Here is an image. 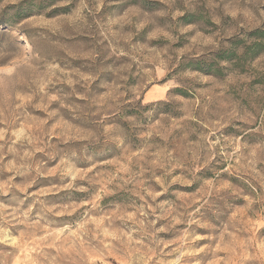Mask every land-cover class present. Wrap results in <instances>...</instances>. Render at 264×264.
Masks as SVG:
<instances>
[{
	"label": "clouds",
	"instance_id": "9594fccd",
	"mask_svg": "<svg viewBox=\"0 0 264 264\" xmlns=\"http://www.w3.org/2000/svg\"><path fill=\"white\" fill-rule=\"evenodd\" d=\"M0 264H264V0H0Z\"/></svg>",
	"mask_w": 264,
	"mask_h": 264
}]
</instances>
